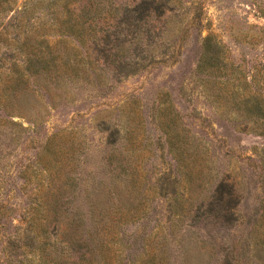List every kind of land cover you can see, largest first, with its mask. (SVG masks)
I'll return each instance as SVG.
<instances>
[{"label": "rangeland", "instance_id": "374dc122", "mask_svg": "<svg viewBox=\"0 0 264 264\" xmlns=\"http://www.w3.org/2000/svg\"><path fill=\"white\" fill-rule=\"evenodd\" d=\"M48 1L15 0L0 14V264L16 261L6 240L23 236L33 212L37 244L40 224H57L65 245L78 230L64 264H264V133L239 102L264 98V15L254 5L264 0H182L181 28L176 15L153 17L147 68L108 56L126 25L104 7L139 0H103L89 14L76 0L73 17L65 0L46 10ZM93 16V39L62 33ZM209 36L222 76L197 72ZM39 43L70 55L89 81L61 59L58 79H19L12 62L24 68Z\"/></svg>", "mask_w": 264, "mask_h": 264}, {"label": "trees", "instance_id": "16d2710c", "mask_svg": "<svg viewBox=\"0 0 264 264\" xmlns=\"http://www.w3.org/2000/svg\"><path fill=\"white\" fill-rule=\"evenodd\" d=\"M54 1L55 0L48 1L46 10L50 9V5H52ZM75 1L76 0H65L64 2V7L67 8V11L72 17L75 13V9L71 7V4ZM135 1L136 0H133V2ZM102 2L103 0H88V4L83 7L82 12L86 14H89L93 11L95 12L101 6ZM14 3L15 0H0V14L11 9ZM182 4V0H139V2L134 3L133 6L118 7L110 4V6L104 7V12H106V14L111 17H113L114 15H123V17L119 20H121V23H124L126 25L124 38L120 37V35L123 33L122 30L117 31V33H115L117 36V43L115 46L108 49V56L110 60L116 63L118 60L124 58V56H127V54H129L132 55L134 59H139V61H136L138 67L144 66L143 68H147L149 64L143 65L140 63V61L143 59V57L145 58V56L143 55V40L145 38V34H150V31L155 28V25L152 24L153 17H155L156 20L160 21V18L162 17H165L166 19V15L169 16V19H173V15H176V17H178V23L181 28L184 18L180 16L182 15V11H185V7ZM254 5H256L258 7V11L264 15V6L256 3H254ZM101 11L103 12L102 9ZM30 14L33 15L35 13L31 11ZM97 18L98 17L96 16L89 17L86 20H82V22H73L72 20H69L66 23L62 33H66L70 36H73L76 39H79V41L81 42L91 40L95 37V34L92 35L89 29L92 30V24L94 21L97 20ZM164 23H166V20ZM46 41V39H43L42 43H45ZM204 41L205 42L202 46V53L200 54L198 60L197 72L206 75H212L215 72L216 76H222L220 75V71L217 72L211 69L215 65L221 68L225 65V60L219 56V45L217 43H212L211 36L205 38ZM42 43H39L38 46H33L31 50L27 49V51H24L22 46V50L24 51L25 55V60L22 61H25L26 66L24 68H21V65L16 62L17 60H14L12 62L13 72L19 76V79L27 81L36 72H45L48 78L58 79L57 75H61V72L59 73L58 69V60L61 59L64 65L72 67L73 70L76 69V77L79 76L82 80L86 82L89 81L90 75L89 73H87V69H85V67L82 66L81 72L80 69L77 67V64H73L72 57L70 55L67 54L60 57L59 53H56V51L52 50L48 44L46 46H43ZM151 44H149V48H151V50L154 52L159 46L162 45L159 40L157 42L154 41L155 45L152 46ZM7 52H9L10 58H13L14 51L12 50L10 52V49H8ZM2 59L3 58L0 57V66H2ZM152 62L154 63V60ZM118 68H120V64L119 67L116 68L120 72V69ZM121 70L126 74L133 73L135 71H133V69L132 71H125V69L122 68ZM51 75H53V77H51ZM100 75L101 73L98 75L95 74L96 79H98ZM244 84L248 85V81L245 80ZM239 102L244 105V120H254L256 122H260L261 126L263 127L261 132L264 133L263 96L259 94L243 96ZM6 113L11 118L12 116H14V114H17V112L15 111H8ZM12 123H15L13 119ZM260 161L263 169L261 186L264 192V150L261 154ZM43 169L46 170V168ZM24 218H27V225L24 229L23 236L20 233H14V235H12L13 238H8L6 240L7 256H11V259L16 257L15 262L11 261L8 262V264H34V261H36V259L38 261L36 264H64V262L69 261V259H66L65 261L63 258L67 250L65 249V247L67 245L68 247L73 248L75 244L80 240L79 237L78 239L76 237V234H79L78 230L77 233L74 235V239L71 240L73 241V243H68L65 245L66 240L60 239L57 235V224L54 225L55 232L51 231V224H40V226H37V228L38 232L41 233L43 239L41 244H37V234H35L34 230L36 228L35 225L37 215H35V213L33 212L31 216H25ZM79 224L77 228L80 226ZM16 229H18V227H16ZM52 252H54V256H51Z\"/></svg>", "mask_w": 264, "mask_h": 264}]
</instances>
